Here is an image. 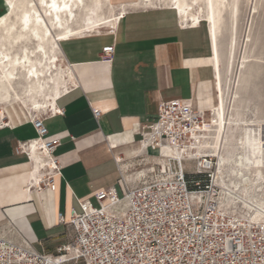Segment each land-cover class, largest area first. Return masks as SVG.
Here are the masks:
<instances>
[{
	"label": "crops",
	"instance_id": "0c3cea01",
	"mask_svg": "<svg viewBox=\"0 0 264 264\" xmlns=\"http://www.w3.org/2000/svg\"><path fill=\"white\" fill-rule=\"evenodd\" d=\"M120 2L126 7L110 28L81 30L79 23L71 28L80 31L65 40L56 35L64 28L52 30L60 50L57 65L72 73L67 90L54 102L38 111L18 100L0 105V236L34 249L35 242L40 252L55 254L70 234L58 224V213L68 220L80 201L97 207L95 195L102 191L120 196L123 183L137 186L158 164L157 152L140 145L139 129L156 119L160 103L181 99L200 111L215 107L207 30L190 20L183 23L169 7ZM5 8L0 0V18ZM110 45L114 55L107 63L101 50ZM51 111L59 113L44 120L46 138L60 141L54 156L61 174L54 191H27L42 175L36 160L16 149L37 137L31 118ZM147 165L151 168L143 172Z\"/></svg>",
	"mask_w": 264,
	"mask_h": 264
},
{
	"label": "built area",
	"instance_id": "2783aa9c",
	"mask_svg": "<svg viewBox=\"0 0 264 264\" xmlns=\"http://www.w3.org/2000/svg\"><path fill=\"white\" fill-rule=\"evenodd\" d=\"M113 55V45L102 48V61L111 62ZM208 112L181 99L160 103L156 119L139 129L140 145L166 159L165 167L154 165L133 188L123 183L120 196L97 193V207L80 201L79 211L71 209L68 220L58 213V224L70 234L55 254L0 236V264H264V227L230 219L218 206L216 158L187 154ZM57 113L31 118L37 137L16 149L36 160L42 175L27 191L55 190L61 166L54 151L60 141L46 138L44 120ZM166 146L181 151L182 161L164 156Z\"/></svg>",
	"mask_w": 264,
	"mask_h": 264
},
{
	"label": "bare ground",
	"instance_id": "6f19581e",
	"mask_svg": "<svg viewBox=\"0 0 264 264\" xmlns=\"http://www.w3.org/2000/svg\"><path fill=\"white\" fill-rule=\"evenodd\" d=\"M164 1L179 13L183 23L189 20L191 25H198L201 21L208 23L211 57L206 63H211L216 70L215 63H218L219 56L216 37L219 34L224 0ZM140 2L142 3L141 0ZM5 3L6 12L0 18V105L10 99L18 100L25 107L30 105L33 110L38 111L40 108H46L60 93L65 92L72 78L70 70L61 69L57 65L60 61L57 53H60V50L52 30L64 28L62 33L56 35L58 40H65L67 32L75 22L77 10L84 7V0H5ZM202 3L206 14L200 17L196 10ZM150 6L154 4L151 3ZM125 7L126 5H122L121 12ZM92 9L94 10L93 7ZM235 11L236 5L233 2L232 13ZM86 17H89L88 14ZM102 20L103 23L106 22L102 24L109 28L114 24V20ZM229 47L231 48V45ZM210 112L213 115V125L210 127L211 117L208 115L204 127H201L198 133L199 139L195 147H192L193 151L187 154L198 157L207 154L216 158V184L220 187L222 184L218 206L230 219L264 227V172L259 167L254 171L251 169L252 147L247 149L244 146L246 143H253V139L244 138L241 134V138L234 141V146L230 148L231 156L227 158L222 154L225 141L229 137L234 138L236 131L233 132V129L239 127L238 121L225 117L218 105L217 109L214 107ZM206 143L213 146V149H207ZM181 153L168 146L163 149V155L174 157L175 163L182 161ZM161 161L165 162H159ZM174 162L171 163L173 168L176 167ZM142 168L151 167L147 165ZM218 177L222 178L221 184ZM238 200L246 216L238 213Z\"/></svg>",
	"mask_w": 264,
	"mask_h": 264
},
{
	"label": "rangeland",
	"instance_id": "374dc122",
	"mask_svg": "<svg viewBox=\"0 0 264 264\" xmlns=\"http://www.w3.org/2000/svg\"><path fill=\"white\" fill-rule=\"evenodd\" d=\"M120 1L126 0H84V7H80L82 10H77L73 25L83 23L80 27L81 30L86 28L88 31L99 27L104 28L103 24L106 22L103 23L102 18L109 21L115 20L121 12L122 5L125 4ZM141 1L142 3L140 0H136L135 5L137 4V7H148L153 3L154 6L152 7H169L172 9L170 5L167 6L168 2L164 0ZM233 2L236 5L234 13H232ZM223 4L219 34L216 37L219 56L218 63H215L217 94L215 109H217V105L220 106L224 116L237 120L239 127L233 129V132L236 131L233 134L234 138L229 137L225 141V149H223L222 154L227 158L231 156L230 148L234 146V141L237 138H241V134L244 138L250 137L253 139V143H246L244 146L247 149L249 146L252 147L251 169L254 171L256 167H259L264 172V0H224ZM199 7L196 13L200 17L204 16L206 14L204 4H200ZM108 12L111 15L107 16ZM87 14L89 17H86ZM92 15H95L97 20ZM200 25L208 32L206 21H201ZM79 30L70 28L69 32L71 33L67 32L66 35L68 37L72 32H79ZM209 116L211 117V127L213 125L211 112ZM206 148L213 149V146L206 143ZM160 160L166 162V159H155L158 165L165 167V162H159ZM142 169L145 171L148 168ZM186 169L191 170L192 165L186 164ZM219 182L222 183L221 177ZM237 206L240 211L238 213L246 216L241 208L242 206L239 205V200ZM75 210L79 211L77 207ZM34 245L36 250L42 251L41 247L35 242Z\"/></svg>",
	"mask_w": 264,
	"mask_h": 264
}]
</instances>
